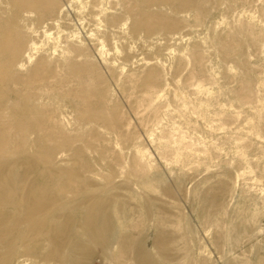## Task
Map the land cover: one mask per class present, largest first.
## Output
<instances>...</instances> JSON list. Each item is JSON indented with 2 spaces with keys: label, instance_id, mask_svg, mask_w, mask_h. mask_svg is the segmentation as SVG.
<instances>
[{
  "label": "bare ground",
  "instance_id": "bare-ground-1",
  "mask_svg": "<svg viewBox=\"0 0 264 264\" xmlns=\"http://www.w3.org/2000/svg\"><path fill=\"white\" fill-rule=\"evenodd\" d=\"M171 1L0 0V264H264V155L253 161L238 130L230 137L232 160H220L222 148L212 142L214 131L229 128L241 112L214 105V93L200 84L193 99L156 90L163 83L156 62L141 76H121L115 65L132 58L127 39H152L183 22V13L204 9L202 0H181L176 8ZM126 84L138 93L129 94L127 112L112 101ZM237 100V109L254 115L246 117V131L264 140L260 97L243 89ZM199 122L204 137L196 140L189 130ZM222 162L232 174L213 170ZM200 171L207 173L188 189L201 212L197 237L179 200ZM234 193L237 203L244 195L235 226L224 207Z\"/></svg>",
  "mask_w": 264,
  "mask_h": 264
},
{
  "label": "rangeland",
  "instance_id": "rangeland-1",
  "mask_svg": "<svg viewBox=\"0 0 264 264\" xmlns=\"http://www.w3.org/2000/svg\"><path fill=\"white\" fill-rule=\"evenodd\" d=\"M202 1L204 9L198 16L194 11H187L181 15L184 16L183 22L171 24L160 30L152 36V39H127L126 42L128 47H130L132 58L124 63L119 59L115 65L123 67L121 76L130 71L134 72L135 76H141L150 64L156 62L159 67L158 79L161 78L163 83H158L155 89L162 90L166 88L170 93L181 91L188 99H193L196 96L194 94L196 85L200 84L208 88L214 93V105H225L228 113L232 111L241 112L240 118L236 123L231 124L229 128L224 130L216 129L212 135V142L216 143L220 149L222 148L221 153L219 152L218 155L220 160L224 162L233 159L234 152L231 149L230 137L235 136V131L238 130L240 132L239 136L245 138L244 141L249 144L247 145V151L250 158L253 161L261 162V156L264 155V140L246 131V117L253 118L254 115L245 106L237 109V106L240 105L237 97L242 93L243 89L249 90L252 97H260V101L264 104V0ZM171 3L176 8L180 6L181 0H172ZM244 12L251 15V19H243L241 16ZM166 15L172 22H176L179 18L178 15L171 13L169 10H167ZM194 52L197 54H194ZM183 54L188 58L187 65H184ZM210 77H214L215 81H212ZM258 81H263L261 87L257 86ZM130 93L138 95L136 88L129 84H126L122 89H114L112 101L117 102L116 107L119 110L128 111L129 103L133 101V96H130ZM53 95L57 98L61 97L59 93ZM54 96L51 97L53 98ZM249 101L252 104L254 103L253 105L256 104L255 99ZM71 102V99L64 97L63 104L66 106L67 118L68 115L71 118L74 117V112L71 110L73 109ZM55 103L53 105L56 106ZM230 103L233 106L232 108L229 107ZM104 107L110 109V105L107 103L104 104ZM134 125L138 128L137 123L134 122ZM198 127L199 129L197 130H189L190 137L196 140L204 137L203 130L205 128L203 124L199 122ZM259 128H261V125ZM87 130L85 126H82L81 134L84 137L88 133ZM262 134L264 137V130ZM146 141L144 140L143 143L155 154L153 145H150L148 141L147 144ZM213 155L216 156V153H213ZM74 157L71 152H68L67 158L69 161H73ZM93 157L101 164L104 162H100L96 154ZM84 158L92 162L88 154H85ZM156 159L160 170L166 171L165 165L158 158ZM213 161L216 160L214 159ZM223 162L220 168L213 166V170L225 169L229 174H232L235 170L233 166ZM73 166L77 167V164L75 163ZM24 168L25 166L17 167L18 170ZM169 168L172 170L173 176L180 174L177 167L169 166ZM254 168L256 174L263 172L257 166ZM184 171L187 172V169L184 168ZM209 171H212V169H209ZM187 173L189 175L190 172ZM206 173L207 171H200L198 175H192L190 177L191 181L186 183L187 185L184 184V190L181 192L182 197L179 200V203L182 204L181 208L190 219L191 226L196 228L194 230L197 237H202V233L199 230V226L202 223L201 212L198 209L197 201L191 197L188 189L191 185L197 184ZM248 182L241 180L239 186ZM233 196L232 200L226 198L224 207L225 217H230L235 226L238 225L237 211L238 207L243 203L244 195L241 194L238 197V203L235 202V193ZM250 210V206L246 208L247 213ZM262 219L264 220V218ZM243 253L252 262H255L256 256L251 255L248 251H243ZM216 255L214 253V259L218 256ZM92 264H97V262L93 261Z\"/></svg>",
  "mask_w": 264,
  "mask_h": 264
}]
</instances>
